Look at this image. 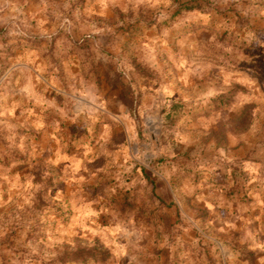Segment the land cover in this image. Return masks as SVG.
I'll return each mask as SVG.
<instances>
[{
    "label": "rangeland",
    "instance_id": "rangeland-1",
    "mask_svg": "<svg viewBox=\"0 0 264 264\" xmlns=\"http://www.w3.org/2000/svg\"><path fill=\"white\" fill-rule=\"evenodd\" d=\"M0 264H264V0H0Z\"/></svg>",
    "mask_w": 264,
    "mask_h": 264
},
{
    "label": "trees",
    "instance_id": "trees-1",
    "mask_svg": "<svg viewBox=\"0 0 264 264\" xmlns=\"http://www.w3.org/2000/svg\"><path fill=\"white\" fill-rule=\"evenodd\" d=\"M232 90H226L224 93L214 96L211 99V105L214 107L224 106L226 105L230 100V95ZM107 251L106 250H89V251H81L78 250L74 254L73 259H79L84 260L87 258H91L92 260H104L107 257Z\"/></svg>",
    "mask_w": 264,
    "mask_h": 264
}]
</instances>
